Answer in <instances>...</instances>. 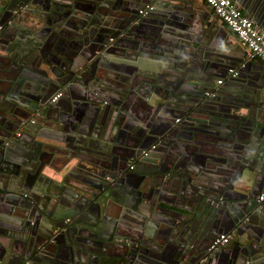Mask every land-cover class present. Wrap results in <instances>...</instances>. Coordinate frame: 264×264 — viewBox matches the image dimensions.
Instances as JSON below:
<instances>
[{
	"label": "water",
	"instance_id": "95a60500",
	"mask_svg": "<svg viewBox=\"0 0 264 264\" xmlns=\"http://www.w3.org/2000/svg\"><path fill=\"white\" fill-rule=\"evenodd\" d=\"M77 1L0 0V74L10 84L7 92L0 91V174L12 164L24 166L10 152L28 144L20 140L29 135L28 126L45 132L29 143L33 167L46 159L60 165L53 177L58 184L49 189L37 180L25 193L0 178V264H152L156 250L178 249L186 252L187 264H255L264 249V200H258L264 195V92H254L255 99L241 96L246 114L236 119H227V101L221 99L224 88L246 92L238 84L253 62L244 59L227 68V75L229 69L237 75L213 91L210 60L199 61L200 54L214 52L206 48L208 36L193 33L190 41L178 38L168 45L159 41L174 25L165 0L142 16L139 11L154 0H132L133 5L92 0L106 19H93L92 6L81 11ZM232 1L244 9L240 0ZM157 17L165 19L158 24ZM215 30L206 23V35ZM140 76L144 83L139 84ZM58 92V100L67 98L61 114L62 109L56 114L51 108L56 102H49ZM134 94L149 104V124L142 131L127 122ZM177 117L182 122L174 126ZM209 120L244 131L237 153L242 161L222 172L194 168L186 149L185 128L191 122L204 128ZM218 128L214 133L224 138ZM154 144L150 152L160 156L141 157L150 168L144 171L141 159L130 171V160ZM171 183L181 188L179 200L165 195ZM9 197L22 209L18 227L37 224L33 241L20 238L23 229L12 228L11 241L5 240ZM119 206L130 219H123ZM225 231L228 242L211 249ZM52 244L59 247L53 256L48 254Z\"/></svg>",
	"mask_w": 264,
	"mask_h": 264
},
{
	"label": "crops",
	"instance_id": "0c3cea01",
	"mask_svg": "<svg viewBox=\"0 0 264 264\" xmlns=\"http://www.w3.org/2000/svg\"><path fill=\"white\" fill-rule=\"evenodd\" d=\"M124 1V0H122ZM166 6H168L169 10L168 12L171 14L169 15L170 21L174 23L173 26L165 29L163 31L162 36L160 37L159 41H161L164 44H169L172 41H175L178 38L183 39L184 41H190L192 38L193 33L200 34L201 38L208 36L209 42L208 46L206 47L208 50L214 51L213 53L204 52L203 55H199V61L201 59H207L210 60L206 65L207 70H210L211 72H214L216 77L214 78L212 82V89L213 91L218 92L219 88L225 83L224 78L228 77L229 75L226 74L227 68H236L240 61H245L244 59H247L246 57V50L244 46L239 42V40L235 37L234 34H232L227 27L222 24L216 16L213 14V12L207 8L200 0H165ZM241 3L244 6V9L239 7L240 5L235 3L240 10L259 28L264 30V0H240ZM78 5L81 8V11H85L88 7L92 6L93 11V19L98 18H104L103 15L96 12L97 3H94L92 0H78ZM127 4L133 5L132 0H126ZM99 9V8H98ZM83 13V12H82ZM168 17V16H167ZM106 19V18H104ZM165 19V18H164ZM162 19V21L164 20ZM210 19V21H209ZM78 17L74 18L73 24L74 27L77 28L78 26ZM81 20V19H80ZM257 20V22H255ZM155 21L162 22L161 18L157 17L155 18ZM212 24L215 25V30L212 34L206 35L207 32L204 31L206 23L208 25ZM80 24V23H79ZM164 27V26H163ZM200 38V39H201ZM197 45H194L196 47ZM194 47H191L192 51L195 52L193 49ZM197 48V47H196ZM200 51H204V49H200ZM195 54V53H194ZM197 55V54H196ZM112 55L109 56L111 58ZM125 60V59H124ZM128 61V60H127ZM126 60L123 62H127ZM211 65V67L209 66ZM130 66L129 64L126 66ZM259 62H253L252 65L248 66L246 73H243V77L246 78L244 83H239L238 86H241V90H246V92L241 95L239 93V90H236V88L233 86L230 89H225L221 92L223 94L221 96L222 101L225 102L226 111H228L227 119H236L239 114H246V111L242 109V105L246 104V102L241 101V98H256V93L254 95V92H257V94L260 92H264V67ZM139 81V84L144 83L142 81V76ZM222 80L223 84L218 87L217 81ZM233 82H228L226 85H231ZM10 84L8 83V78L4 77V74H0V91L7 92L9 89ZM239 89V87H238ZM238 91V92H237ZM53 94V93H52ZM242 96V97H241ZM241 97V98H240ZM137 98V99H135ZM240 98V99H235ZM147 99V98H146ZM258 99V98H257ZM149 100V99H148ZM133 102V103H132ZM129 114L127 118V122L132 128V130L139 128V131H142L145 129V123L147 122L146 116H147V109L149 104L145 102L144 98H139L135 94L130 97L129 100ZM55 106L51 107L53 110H55L57 114V109H62L61 113H65L63 111L64 108H67V98L65 95L58 100L55 104ZM70 105V102H69ZM58 107V108H57ZM58 113V114H59ZM1 115V114H0ZM2 116V115H1ZM177 119H180L179 123L173 124L180 125L182 120L181 117H177ZM224 121V120H223ZM221 121H208L206 124H203L205 127L200 128L197 126L199 123H192L185 128L188 133L186 135L188 141L186 145L187 151L190 154H193V166L196 169H199L200 171H204L206 169L213 170L216 173L218 171H221L223 169H227L229 166H232V164H236V161H242L241 156L237 154L241 149L243 145L244 135L239 132L235 127L233 128H225L224 123L222 122L221 126L218 124ZM149 124V123H146ZM202 125V124H200ZM29 135L26 134L23 138L21 137L20 140L24 141V143H28L25 146H20L21 148H16L15 150H11L10 156L17 159L18 161L22 162L23 165H19L17 163L12 164L10 168H6V170H3L4 173L0 174V178L4 179V183L7 182L10 184L11 187H13L15 190H23L22 192H29L32 188L34 183H39L41 187H44L45 189L51 188L52 184H58L57 180H55L53 177L55 176V173L60 170L59 164H51L50 159L42 160V164L46 167L45 173L40 172L41 167L43 165H36L37 167H33L34 158L30 156L29 152H31L32 145L29 143H32V141H40L43 137L45 132H43V128L38 126H28ZM186 127V126H184ZM218 127H222V132H224V138L219 137L214 132L218 131ZM19 133H22V130L19 131ZM18 134V133H17ZM17 134L15 136H17ZM131 139L127 136L125 137V142H132ZM27 141V142H25ZM154 145L144 147V151L150 150ZM157 148V147H156ZM155 155V153L150 152V158L151 156ZM135 156V155H134ZM156 157L160 156L159 153L155 155ZM142 156L139 154L135 156L133 159L130 160L129 163H134L137 161H141ZM153 158V157H152ZM2 156L0 154V161L2 160ZM96 158L92 159L95 160ZM91 160V161H92ZM151 159L150 161H152ZM143 166L141 168L144 171H147L150 167L148 165V162H144L145 160L142 159ZM50 163V165H49ZM49 165V166H48ZM22 167L26 168V171L22 174ZM236 166H234L235 168ZM33 168V170H29ZM222 168V170H221ZM83 176H86V173L80 172ZM209 175V174H207ZM68 177V176H66ZM166 190L168 192L165 193V195L171 200L176 199L179 200V196L181 195V188L176 185L175 183H171L170 186H165ZM25 190V191H24ZM132 190V189H131ZM120 196L115 198L114 200L118 201ZM165 198V197H164ZM164 201V199H163ZM13 202V198L9 197L8 202ZM147 205V204H146ZM143 206H145L143 204ZM9 212L7 214L6 220H8L7 224L4 226L8 229L6 230L7 236L4 237L7 242L11 241V234L12 229L17 230L20 229L19 223L16 222L19 218V214L22 212V209H17L13 205H6V208H9ZM120 207V206H119ZM129 207V206H128ZM168 208L167 206H165ZM124 208V207H123ZM123 208L120 207L123 215V219H130L132 216L128 212H123ZM132 210V207H130ZM129 211L131 212V210ZM174 211H178L177 208H172ZM28 211V210H26ZM133 211V210H132ZM17 217V218H16ZM250 218V221L255 222L258 220V216L256 217L253 215L247 216ZM247 217L245 218V221H247ZM12 228V229H11ZM36 232L37 230V224L33 226ZM126 230L127 234H130V232ZM221 234H226L227 231L222 232ZM13 236L15 237V234L13 233ZM13 237V238H14ZM247 238V237H246ZM240 240H244L243 236L239 238ZM15 240V239H14ZM60 243H64V241H60ZM255 246V245H253ZM48 254L55 255V251L59 248L57 244H52V246H49ZM179 250H177L176 253L173 254H161L157 252V250L153 253L154 257L152 258L153 262L152 264H173L174 259H177V261H181V264H187L183 262L184 256L186 255V252L179 253ZM262 253H258V255L255 257V264H264V249H262ZM55 260H53L54 262ZM58 262V261H57ZM193 262L195 263L196 260L193 259ZM56 263V262H55Z\"/></svg>",
	"mask_w": 264,
	"mask_h": 264
},
{
	"label": "built area",
	"instance_id": "2783aa9c",
	"mask_svg": "<svg viewBox=\"0 0 264 264\" xmlns=\"http://www.w3.org/2000/svg\"><path fill=\"white\" fill-rule=\"evenodd\" d=\"M207 8H209L216 18L224 24L227 29L235 35L239 42L244 46L247 54V60L251 62H259L264 67V30L256 26L233 2L232 0H200ZM160 0H154V3L147 5L143 10L139 11V14L146 15L148 12L154 9V6L159 3ZM228 74L232 77L237 75L233 69L228 70ZM217 85L222 84V80H218ZM206 96L212 95V93H205ZM60 98V92L56 93L51 102L55 103ZM176 123L178 120L175 121ZM19 136V134H17ZM152 147L151 149H153ZM150 149V150H151ZM150 150L146 151L149 152ZM142 152V156L146 157L147 153ZM134 163L130 165V170H133ZM259 201L264 200V195L259 196ZM229 240V235L220 234L212 242L211 249H219L225 245Z\"/></svg>",
	"mask_w": 264,
	"mask_h": 264
},
{
	"label": "flooded vegetation",
	"instance_id": "af4514ba",
	"mask_svg": "<svg viewBox=\"0 0 264 264\" xmlns=\"http://www.w3.org/2000/svg\"><path fill=\"white\" fill-rule=\"evenodd\" d=\"M49 102H51V99H50V101ZM57 102V101H56ZM52 103V102H51ZM3 147H1L0 146V150L2 149ZM151 151V150H150ZM149 151V152H150ZM146 152V151H145ZM149 152H146L147 153V156L149 155ZM143 157V156H142ZM145 157V156H144ZM129 170H130V166H129V168H128ZM131 171V170H130ZM32 224V225H31ZM29 223V224H26L25 225V228H20V229H23V233L22 234H20L19 236H20V238L21 239H25V240H28V241H33L35 238H34V236H35V229L33 228V227H30V226H35L36 224H33V223ZM25 264H29V262L28 263H25Z\"/></svg>",
	"mask_w": 264,
	"mask_h": 264
}]
</instances>
